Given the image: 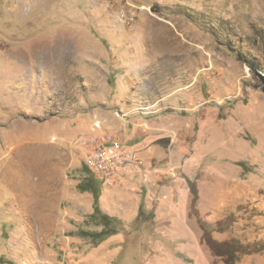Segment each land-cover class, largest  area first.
I'll return each instance as SVG.
<instances>
[{"label": "rangeland", "instance_id": "obj_1", "mask_svg": "<svg viewBox=\"0 0 264 264\" xmlns=\"http://www.w3.org/2000/svg\"><path fill=\"white\" fill-rule=\"evenodd\" d=\"M132 1L0 0V264H264V0Z\"/></svg>", "mask_w": 264, "mask_h": 264}, {"label": "built area", "instance_id": "obj_2", "mask_svg": "<svg viewBox=\"0 0 264 264\" xmlns=\"http://www.w3.org/2000/svg\"><path fill=\"white\" fill-rule=\"evenodd\" d=\"M127 6H134L132 0H116ZM136 153L133 148L122 145L117 139L108 134H101L93 141L87 155L86 166L98 179L109 182L119 171L133 163Z\"/></svg>", "mask_w": 264, "mask_h": 264}, {"label": "trees", "instance_id": "obj_3", "mask_svg": "<svg viewBox=\"0 0 264 264\" xmlns=\"http://www.w3.org/2000/svg\"><path fill=\"white\" fill-rule=\"evenodd\" d=\"M88 180L89 181H87L86 183L80 182L77 186L78 189L81 191L90 190L92 192L94 197V201H93L94 208L90 216L92 218H98L100 224L103 225V228L96 232L80 230L78 231V235L91 237L94 240V242H98L105 239L109 235L115 234L116 230L112 226H109L112 217L108 216L106 213H103L98 205L99 190L97 189L96 179L91 175V177ZM188 182L192 192L194 193L192 182L191 181Z\"/></svg>", "mask_w": 264, "mask_h": 264}]
</instances>
